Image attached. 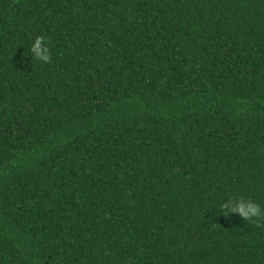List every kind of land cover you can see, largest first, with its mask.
Instances as JSON below:
<instances>
[{"label": "trees", "instance_id": "16d2710c", "mask_svg": "<svg viewBox=\"0 0 264 264\" xmlns=\"http://www.w3.org/2000/svg\"><path fill=\"white\" fill-rule=\"evenodd\" d=\"M240 199L264 210V0H0V264H264Z\"/></svg>", "mask_w": 264, "mask_h": 264}, {"label": "clouds", "instance_id": "9594fccd", "mask_svg": "<svg viewBox=\"0 0 264 264\" xmlns=\"http://www.w3.org/2000/svg\"><path fill=\"white\" fill-rule=\"evenodd\" d=\"M47 44L43 36H38L31 45L30 51L36 53L38 60L43 63H50V49L46 47ZM262 210L260 205L251 201L240 199L238 201L232 202L227 201L221 205V212L226 216L232 213L238 214L241 218L248 221L256 220L261 217Z\"/></svg>", "mask_w": 264, "mask_h": 264}]
</instances>
